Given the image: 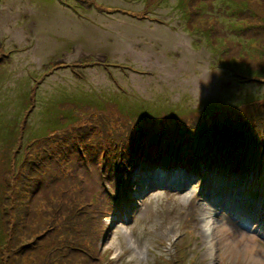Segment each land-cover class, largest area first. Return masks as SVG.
I'll return each mask as SVG.
<instances>
[{
	"label": "rangeland",
	"instance_id": "obj_1",
	"mask_svg": "<svg viewBox=\"0 0 264 264\" xmlns=\"http://www.w3.org/2000/svg\"><path fill=\"white\" fill-rule=\"evenodd\" d=\"M139 137L264 155V0H0V264H264V181L209 225L192 178L123 199Z\"/></svg>",
	"mask_w": 264,
	"mask_h": 264
},
{
	"label": "trees",
	"instance_id": "obj_2",
	"mask_svg": "<svg viewBox=\"0 0 264 264\" xmlns=\"http://www.w3.org/2000/svg\"><path fill=\"white\" fill-rule=\"evenodd\" d=\"M117 11L119 12V10ZM202 21L203 20L200 22L201 24ZM196 22H199L198 19H196ZM203 25L204 24H202V26ZM243 117L244 116L241 115L238 119H242ZM243 138L247 140L246 134ZM143 141L144 137L137 138L136 142L130 145L128 152L124 150L121 153V158L118 159L115 167H111V169H114L115 173H119V178L115 185V194L121 197L128 192L124 189L125 182H131L132 174L140 168L141 165L147 168L161 167L163 169L172 170L183 169L186 172H191L198 176H204L210 171H223L229 172V174L240 172L242 174L264 172L258 170L264 168V155L254 153V155L248 157V155H243V149L240 147L227 149L230 143L226 142V139L212 144L205 143L203 140H195L193 144L190 143L192 146L190 150L184 147V151H181L179 154L153 152L155 151L152 150L153 146L150 145L145 147ZM154 153H157V155ZM72 209H75V207L70 208V210ZM65 211L66 209L62 210L63 216H65V214H63Z\"/></svg>",
	"mask_w": 264,
	"mask_h": 264
},
{
	"label": "bare ground",
	"instance_id": "obj_3",
	"mask_svg": "<svg viewBox=\"0 0 264 264\" xmlns=\"http://www.w3.org/2000/svg\"><path fill=\"white\" fill-rule=\"evenodd\" d=\"M78 51H80V50H78ZM79 54H80V53L78 52V53H77V56H79ZM75 55H76V54H75ZM213 218H214V215L210 216L209 219L207 218V219H208V225H209V224H212V221H211V220H213ZM212 241L217 243V239H216L215 237H213ZM119 257H120V256H119ZM119 257H117V258H119Z\"/></svg>",
	"mask_w": 264,
	"mask_h": 264
}]
</instances>
